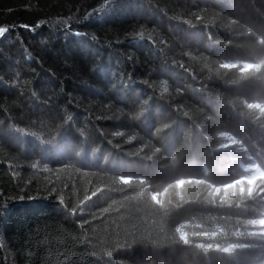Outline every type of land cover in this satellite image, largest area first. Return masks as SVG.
<instances>
[{"label":"trees","instance_id":"1","mask_svg":"<svg viewBox=\"0 0 264 264\" xmlns=\"http://www.w3.org/2000/svg\"><path fill=\"white\" fill-rule=\"evenodd\" d=\"M0 264H264V0H0Z\"/></svg>","mask_w":264,"mask_h":264},{"label":"bare ground","instance_id":"2","mask_svg":"<svg viewBox=\"0 0 264 264\" xmlns=\"http://www.w3.org/2000/svg\"><path fill=\"white\" fill-rule=\"evenodd\" d=\"M221 259V258H220Z\"/></svg>","mask_w":264,"mask_h":264}]
</instances>
